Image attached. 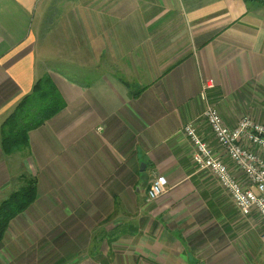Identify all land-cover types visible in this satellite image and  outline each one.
<instances>
[{
  "label": "crops",
  "instance_id": "crops-1",
  "mask_svg": "<svg viewBox=\"0 0 264 264\" xmlns=\"http://www.w3.org/2000/svg\"><path fill=\"white\" fill-rule=\"evenodd\" d=\"M45 74L65 108L29 133L36 216L66 209L77 216L74 227L86 216L110 219L111 239L93 232L94 264H264L260 215L241 217L182 148L190 147L183 127L203 110V81L214 82L208 100L228 128L246 114L264 126V5L0 0V126ZM134 78L141 83L135 96L128 85ZM197 128L209 147H218L208 127L198 121ZM20 154L6 156L0 146V203L20 174ZM156 176L165 177L168 189L149 203L146 190ZM24 214L4 234L0 264H10L2 253H14L12 264H44L56 239L65 249L61 263L75 262L86 236L55 237L43 218ZM105 242L110 250L102 252Z\"/></svg>",
  "mask_w": 264,
  "mask_h": 264
},
{
  "label": "built area",
  "instance_id": "built-area-1",
  "mask_svg": "<svg viewBox=\"0 0 264 264\" xmlns=\"http://www.w3.org/2000/svg\"><path fill=\"white\" fill-rule=\"evenodd\" d=\"M213 88L212 80L201 83L199 99L203 103V110L198 118L201 119L203 115L222 152L243 174L245 184L232 176L228 166L221 161L220 157L212 154L208 144L197 133L196 126L189 123L183 129V133L194 148L192 161L199 171L208 172L213 176L241 217L247 218L252 211H257L264 220V158L250 149L241 148L247 147L248 144L250 147L255 146L264 151V126L243 118L236 127L228 128L215 106L208 100L207 93ZM194 122L197 123V121ZM167 189L168 183L165 177L156 176L148 184L146 202L156 200L165 194ZM262 239L264 240V235Z\"/></svg>",
  "mask_w": 264,
  "mask_h": 264
},
{
  "label": "trees",
  "instance_id": "trees-1",
  "mask_svg": "<svg viewBox=\"0 0 264 264\" xmlns=\"http://www.w3.org/2000/svg\"><path fill=\"white\" fill-rule=\"evenodd\" d=\"M242 1L246 4L264 5V0ZM139 92L132 95L135 96ZM64 108L65 102L51 78L47 74L38 78L30 92L17 102L12 112L1 123L0 146L3 153L10 156L26 151L29 148V133L55 117ZM13 185H17V189L0 203V244L10 222L23 214L37 197L38 182L35 177L25 178L23 174L14 180Z\"/></svg>",
  "mask_w": 264,
  "mask_h": 264
},
{
  "label": "rangeland",
  "instance_id": "rangeland-1",
  "mask_svg": "<svg viewBox=\"0 0 264 264\" xmlns=\"http://www.w3.org/2000/svg\"><path fill=\"white\" fill-rule=\"evenodd\" d=\"M122 75L120 74L119 78L121 79ZM128 85L130 86V91L131 92H138L140 90V87H141V83L139 82V80H137L136 78H134V80L132 82H129L128 81ZM201 89V88H200ZM200 93V92H199ZM203 104V103H202ZM243 118H247L249 120H251L253 123H256L258 124L250 115L246 114L244 116H242L238 122L243 119ZM194 121H199V124H204L206 127L209 128L208 124L206 123V121L204 120L203 118V115H202V118H197L196 120ZM194 121H191L189 123H193L195 126H196V130H197V133L199 134V131H198V128H197V123L194 122ZM237 122V124H238ZM188 123V124H189ZM186 124L183 129H185V127L188 125ZM236 124V126H237ZM261 125V124H259ZM235 126V127H236ZM263 126V125H262ZM210 129V128H209ZM211 132V131H210ZM182 133H183V130H182ZM212 134V133H211ZM184 137L186 136L185 133H183ZM187 137V136H186ZM185 137V138H186ZM187 141V144L188 146L190 147H182L184 149V154L186 153L187 156H186V159L188 160H191L190 162L193 164L196 172H201L204 176H207V177H211L217 184L218 188L224 192V190L222 189V187L218 184V182L213 178V176H211L208 172H204V171H199L197 168H196V165L195 163L192 161V155H193V151H194V148L190 142V140L188 141V139L186 138L185 139ZM247 144V143H246ZM218 145V144H217ZM247 147H241L242 149L243 148H247V149H250V151L252 152H255L256 153V150H259L257 147L253 146V147H250L248 144L246 145ZM212 154L216 157H220L221 161L223 163L226 164V161H228L229 159L225 156V154L222 152V150L220 149L219 145L218 147H208ZM224 148V147H223ZM227 150V149H226ZM261 151V150H259ZM28 152H29V148L22 152L19 156L20 157V160L18 162H21L22 161V168L20 169V174L23 173L24 174V177L25 178H28L29 176L31 177H35L34 175L31 174V170H30V166H29V155H28ZM264 152V151H262ZM190 153V155H189ZM216 154V155H215ZM190 156V157H189ZM28 158V160H27ZM229 162L234 166V164L229 160ZM14 162H12V165H11V170L14 171V165H13ZM24 163V164H23ZM28 164V165H27ZM28 167V168H27ZM235 167V166H234ZM18 175V179L20 178L21 175ZM36 178V177H35ZM210 179V178H209ZM60 181V183L62 182L61 179L59 178L58 179ZM18 181V180H17ZM13 182H14V179H13ZM19 183V182H18ZM17 183V184H18ZM13 184V183H12ZM17 189V185H13V191ZM225 193V192H224ZM62 194L61 193H56L55 194V197L58 198L59 195ZM226 194V193H225ZM31 207V206H30ZM29 207V208H30ZM90 205L87 204V208H89ZM28 208V209H29ZM26 210L24 213V217L26 218H29V219H33V218H43L44 219V223H46V227H50V230H51V235H54L55 234V237H61V235H65V237H71V238H75L76 240L78 241H81V240H85V236H86V239H87V242H86V246H80L77 251L75 252V262H72L71 264H82L85 260H88V263L89 264H94L93 261L90 260V256H89V253H91V250L93 249L94 251L96 250V248L93 246L94 242H96L97 238H95L93 232L96 231L97 229H101V231L103 230V234H105L104 236V239H111V237L109 235H113L111 234L112 233V230H111V223H110V219L108 220H102V219H96V220H92V216H86V220L84 221V219L82 218V222L79 224V222H77L76 226L74 227V222L75 220L77 219V216H74V215H70L69 216V211L66 210V209H58V213L57 215L55 216H52V215H42V216H36V214L34 212H32V207L29 209V210ZM29 211V212H27ZM85 218V217H84ZM262 219V218H261ZM52 220L56 221L52 223ZM84 221V222H83ZM262 221L264 222V220L262 219ZM88 222V223H87ZM15 222H12V227H13V224ZM264 224V223H263ZM85 225L87 227V230L86 233H85ZM90 226V227H89ZM74 227V228H73ZM69 230H71V233L68 232ZM12 233H14V230L13 228H10L9 229V233L8 235H11ZM95 239V241L93 242V240ZM41 241H44L45 240L43 238L40 239V242ZM63 243H60V239H56V241L54 242V256L53 257H48L46 260H45V263H50L51 260L54 261L55 264H63L61 263L63 256L65 254V249H62L61 247H58V246H61ZM36 245V242H34V246ZM29 247V246H27ZM45 249V247H44ZM26 250V248L24 249ZM102 252H107L110 250V245L108 242H105L102 246V248L100 249ZM10 254L8 255V253H2L3 257H5V259L10 262V264H12L14 262L13 258H10ZM11 255H14L11 254ZM89 256V257H88ZM44 263V264H45Z\"/></svg>",
  "mask_w": 264,
  "mask_h": 264
},
{
  "label": "water",
  "instance_id": "water-1",
  "mask_svg": "<svg viewBox=\"0 0 264 264\" xmlns=\"http://www.w3.org/2000/svg\"><path fill=\"white\" fill-rule=\"evenodd\" d=\"M141 171H143V168L141 167Z\"/></svg>",
  "mask_w": 264,
  "mask_h": 264
}]
</instances>
